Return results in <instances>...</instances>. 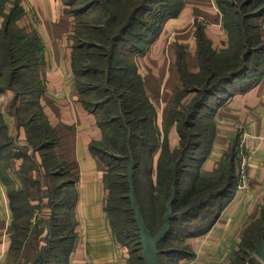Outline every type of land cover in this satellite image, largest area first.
Instances as JSON below:
<instances>
[{"label":"trees","instance_id":"obj_1","mask_svg":"<svg viewBox=\"0 0 264 264\" xmlns=\"http://www.w3.org/2000/svg\"><path fill=\"white\" fill-rule=\"evenodd\" d=\"M216 1L222 13L223 26L228 34V47L217 51L212 48L210 41L203 34H199L197 46L199 71L193 72L187 68L182 53L179 54L177 60L183 85L189 86L190 90L196 92V97L192 101L185 122L188 127H194L199 113L203 112L204 109H209V97L223 92L227 84L233 79L242 77V80H246V84L249 85V83L258 80L264 73V58L252 66L249 64L253 53L262 51L260 48L256 49L254 47V37L259 35L255 27L261 26L263 23L261 18L264 15V0ZM259 1V5L256 6ZM84 2L86 3L83 6L73 11L74 14H82L93 7L99 8V14L93 22L81 21V29L76 30L77 35L75 38L77 41L72 45L71 66L74 78L77 73L82 78H87L84 87H81V89L79 85L77 86L75 80L76 88L80 91V94L85 90H91L96 94L95 101H89L82 95L79 96L83 105L95 113L97 123L101 129V138L92 141L90 149L101 161H103V156L106 155L109 159L117 162L118 167L123 169V172L119 173L120 180L112 181L114 186L111 187L112 194L110 198L115 200L124 198L129 200V195H127L129 189L127 169L130 160L134 159V182L138 204L147 226L152 233H155L157 230L153 231L140 205L138 184L136 183L138 152L149 151L151 155V152L158 145V141L154 136H147L154 128L151 119L155 108L146 94L143 79L137 71L132 56L146 50L148 43L158 35L165 20L176 14L179 0H176V3L174 2L162 12L158 11V13H162V18L157 25L158 27L156 26L157 28L148 25L146 19L142 16L147 11H152L154 3H166V0H85ZM71 3L72 0L68 1V4ZM223 3L226 4V7L222 5ZM15 6L18 7V5ZM251 18H257V23L252 24ZM251 27L255 30V36L254 33L248 31ZM149 28L154 29V31H151L153 33H147L146 30ZM20 31L22 33L19 32L21 34L16 36L8 26L4 29L3 42L0 43V48L4 51L7 61L4 64L0 63V81H5L6 85L3 87L1 85L0 90L5 88L14 90L15 99L20 98L24 106L27 97L34 96L41 90L39 72L43 58L42 45L36 32L25 28H21ZM223 63L229 64L221 68L220 64ZM191 77L194 81L193 85L189 84ZM208 117L211 127L206 136L203 133L199 141L192 143L193 146H190L189 141L187 144L180 141V146L183 148L180 147L176 163H173V159L169 165L168 162L164 163L163 153L160 152L156 168L154 170L151 168L147 175L149 185L145 191L151 198L162 199L161 212L166 211V203L171 197L173 188H176V197L173 202L175 216L171 219L169 233L159 243V247L162 249L159 260L161 254L177 255V260L191 254L189 245H185L184 248L163 247L165 241L175 230V221L178 218H189L188 221L183 223V226H190V224L195 226L193 231L189 229V231L183 232L182 234L185 233V236L190 237L203 233L216 218L222 204L230 198L232 192L236 189L238 182V145L234 144L228 149L223 161L218 164L217 168L212 171L202 169L201 163L207 156L214 131L210 115ZM26 124L28 126L32 124L37 132L36 136L42 139L41 143L39 142L40 145L38 144L40 149H48L53 145L54 140L47 138L48 133L52 132L51 128L46 119L40 114V111L36 110L34 117ZM0 130H4L1 114ZM178 132L179 136L183 138L184 133H180V130ZM4 137L5 139L9 138L6 134ZM104 144H106L108 150L104 148ZM102 145L103 147H101ZM6 148V144L0 142V150ZM191 149L193 150L192 154L189 152ZM50 154L54 157L52 152ZM54 159L56 158L54 157ZM186 160H188V163ZM47 165L50 167V164ZM189 165L197 168L190 178L189 186L182 188L183 176L187 173ZM55 169L47 171L44 176L49 185L52 215L46 226L35 228V236L39 235L45 227L47 233L45 244L35 251L36 256L33 264H47L48 262L51 264H66L75 238L74 220L68 210V204L73 197V195L71 196L73 193L69 190L63 191V188L72 183L75 177L73 175L67 179L57 181L55 178L65 172L55 171ZM206 174L209 177L212 174L216 176L213 179L201 180L203 179L202 175L205 176ZM210 186L213 189L209 192L207 188ZM116 190H120L122 193L116 196L114 195ZM13 191H9V202L13 214L12 226H14L13 223L16 219V211L11 203ZM67 193H71L70 196H67ZM212 201L214 202L212 203ZM215 202L217 206L214 214L198 222L202 209H206L207 206H210L211 203L215 204ZM114 207H108L105 201V210L108 217L109 211L112 212ZM128 209L131 212V208ZM133 220L135 219L133 218ZM22 224L19 228H21L23 236H26L28 231L30 234L32 227H30L29 217ZM110 225L113 230L111 222ZM113 233L116 237L114 230ZM263 238L264 207L261 218L247 227L232 264H241L247 259V255L252 257L253 263L264 264L253 255L255 246ZM13 240L14 237L11 235L10 248H12Z\"/></svg>","mask_w":264,"mask_h":264},{"label":"crops","instance_id":"obj_2","mask_svg":"<svg viewBox=\"0 0 264 264\" xmlns=\"http://www.w3.org/2000/svg\"><path fill=\"white\" fill-rule=\"evenodd\" d=\"M56 1L21 0L25 9L33 7L37 13V21L29 18V30L36 32L42 45L41 90L27 97V106L22 105L20 98L15 99L14 90H0L3 131L15 139L11 156L0 152V264H12L10 234L13 214L9 191L22 189L20 176L24 157L32 159L45 154L31 142L37 132L32 124H26L36 112L31 110L32 107L39 109L56 135L49 152L59 162L73 165L75 180L63 188V191L73 193L68 210L74 220L75 232L66 264H128L129 251L115 237L105 210L103 163L90 149L91 142L101 138V129L95 113L80 100L71 66L72 44L65 45L59 37L61 32L64 34L61 31L64 24L54 25ZM261 20L264 26V15ZM199 34H203L217 51L228 47V34L217 1L179 0L176 14L165 20L146 50L133 55L149 99L154 94H162L163 99L173 100L174 89L181 81L177 65L180 53L190 71H199ZM242 82L230 83L223 92L209 97L214 131L209 151L201 164L203 170H213L223 161L228 149L234 144L240 147L243 139L248 153L249 184L241 191L235 189L232 192L205 232L188 237L191 254L178 258L176 264H232L247 227L262 216L264 73L249 85ZM22 115L26 118L21 122ZM40 164L33 161L29 169V174L39 181L37 187L30 190V202L39 205L37 221L33 223L30 219L34 231L46 226L52 215L49 185L43 178L46 172ZM61 174L57 178L64 175ZM46 233L45 227L39 235L33 236L31 245L34 251L45 244Z\"/></svg>","mask_w":264,"mask_h":264},{"label":"rangeland","instance_id":"obj_3","mask_svg":"<svg viewBox=\"0 0 264 264\" xmlns=\"http://www.w3.org/2000/svg\"><path fill=\"white\" fill-rule=\"evenodd\" d=\"M68 1L71 0H57L54 3V25L60 26L64 24V27L61 31L64 32V34L61 32L60 36L65 45L68 46V44H74L77 39L75 38L77 35L76 30L81 29L80 23L81 21H89L93 22V20L98 16L99 14V8L93 7L90 10L82 13V14H74L73 11L78 9L79 7L83 6L85 0H72L71 4H68ZM224 2L227 0H223ZM222 1V2H223ZM230 1V0H229ZM88 2V1H87ZM176 3V0H166V3H154L152 5V11H147L145 14H143L142 17H144L147 21L148 25H153L152 27L157 28L158 24L161 22V14L158 13V11H163L167 7L171 6L173 3ZM231 3V2H230ZM257 3V2H256ZM260 1L257 3L256 6H258ZM15 5H18L16 7ZM226 7V4H222ZM254 10L256 8H253ZM30 11V14L28 15V12ZM29 16V17H28ZM36 19L37 21V13L36 10L31 7V9H25L23 6V2L21 0H0V43L3 42V35H4V29L8 26L11 32L18 36L22 33L20 29H27L29 30L30 19ZM257 18H251V22L257 23ZM57 23V24H56ZM157 26V27H156ZM257 29V30H256ZM255 30L259 35L255 36ZM255 30L253 27L249 29V33H254V40L255 44L254 47L256 49H261L262 51H256L253 53V55L250 58L249 64L252 66L257 61H260L264 58V26H258L255 27ZM147 33H150L151 31H154L153 28H149L146 30ZM17 32V33H16ZM21 32V33H19ZM153 33V32H151ZM259 37V38H258ZM262 46V47H261ZM73 50V46H72ZM71 50V53H72ZM4 51L0 48V63H6L7 58L4 56ZM133 59V56H132ZM3 64H1L3 66ZM229 64V63H228ZM226 64H220L221 68L224 66L226 67L228 65ZM1 69V66H0ZM77 71V70H76ZM198 72V71H197ZM189 78V76H188ZM1 79V78H0ZM197 79V78H196ZM76 84L79 85L80 89L81 87H84V82L87 80V78H82L79 73L75 76ZM242 77H238L233 79L231 82L227 84V86L230 83L235 82H242ZM180 86L177 89H174L175 92L173 100L171 97V102L168 100L163 99L162 94L160 95H150L151 102L154 105L155 112L153 114V117L151 119V124L154 126L152 129V132L149 133L147 136H154V138L158 141V145L154 151H152L151 155L149 154V151H139L138 152V166H137V174H136V183L138 184V196H139V202L142 206V209L144 213L146 214V217L148 219V222L153 228V231L158 230L160 225L162 224V217L164 212H161L160 204H162V199L157 198H151L148 196V193L145 191V189H148V173L149 170H154L156 168L157 159L160 155V152H162L163 156V162L167 163L169 165L170 161L173 159V163H176L178 152L180 151V141L183 142V144H187L189 141L190 146H193L192 143H196L199 141L203 133L206 136L207 133L210 131L211 122L209 120L208 115H210L209 109H204L203 112L199 113V115L196 117V125L194 127H188L185 122L188 118L189 112H190V106L193 103L192 101L196 97V92L190 90L189 86H184L182 81H179ZM242 83H247L246 80ZM189 84L193 85L194 81L192 80L189 82ZM5 86V81H0V86ZM226 86V87H227ZM78 87V88H79ZM78 90V89H77ZM79 96L82 95L83 97H86L89 101H95L96 94L95 92H92L91 90L83 91V93L78 90ZM173 96V94H172ZM176 97V98H175ZM175 100V102H174ZM171 104H170V103ZM27 106L28 103H25ZM158 106V108H157ZM160 108V109H159ZM101 109V108H100ZM32 111H36L39 109L32 107ZM102 110V109H101ZM29 113V112H28ZM104 115V114H103ZM26 118V115H22L21 122L24 121ZM24 125V124H22ZM106 130V129H105ZM184 133V137L181 138L179 136V132ZM5 133L3 130H0V142L4 145L6 144V149L0 150V152L7 153L6 156L12 155L13 147L15 146V139L9 137L8 139H5ZM53 132L48 133V139H54ZM31 142L36 143L37 146L40 145L42 139H39L37 136H32ZM206 139V138H205ZM48 140V141H49ZM40 142V143H39ZM39 144V145H38ZM103 147V145L101 146ZM104 148H106V144H104ZM183 147H181L182 149ZM40 149V148H39ZM39 149L37 151H39ZM107 149V148H106ZM42 153H45L44 156L25 158L23 165H21V178H22V189L21 191L14 190L12 193V205L13 209H15L16 213V219L13 223L14 226L11 225V234L14 237L12 248H11V258H12V264H33L35 256V251L32 249L31 242L33 240V228H31V232L29 234V231L26 236H23V232L21 231V228L19 226L25 222L26 219L29 217V219L34 221H37V216L39 214V205L32 204L30 202L31 198V188L33 186H36L39 184V181L36 180L32 175L29 174L33 161L36 163L39 161L41 162L40 165H42V168L45 172L50 171L51 169H55V171H63L65 172L62 178H55L57 181H61L62 179H67L70 176H73L72 173V163H68L66 161H62L58 164V160L54 159L52 155L50 154V148L48 149H40ZM108 150V149H107ZM192 149L189 150V152L192 154ZM50 154V155H49ZM61 157V154L58 153ZM38 158V159H37ZM45 158V159H44ZM36 159V161H35ZM238 160V157H237ZM188 163V160H186ZM15 163V162H14ZM103 169L105 173V179H104V185H105V191H106V204L107 206H116L114 207V210L112 209V212L109 211V219L110 222L113 224V230L116 234V238L127 247L129 251V260L128 264H143L144 261L141 257V251H142V243L140 241L139 235H138V229H137V223L134 218V213L129 211L128 208H130L131 202L130 198L129 200L124 199H111V187H113L112 181H118L120 180L119 173L123 172V169L118 167V163L115 162L112 159H109L106 155L103 156ZM38 164V163H37ZM47 164H50L48 167ZM130 164V163H129ZM166 164V165H167ZM238 164V161H237ZM129 167V165H128ZM218 167V165H217ZM215 167V168H217ZM197 168V167H196ZM196 168L189 165L187 173L183 176V180L181 183L182 188H186L190 184V178L193 176V172L196 171ZM214 168V169H215ZM30 169V170H29ZM213 169V170H214ZM128 170V169H127ZM52 171V170H51ZM206 171V170H205ZM212 171V170H209ZM154 172V171H153ZM46 174V173H45ZM45 175H43L44 178ZM203 179L201 180H209L213 179L216 175L212 174L210 177L209 175H202ZM154 177V175H153ZM52 181V180H51ZM129 185V184H128ZM213 187L210 186L207 188V190L210 192L212 191ZM122 193L120 190H116L115 194L116 196L120 195ZM71 193H67V196H70ZM113 195V196H114ZM127 195H129V189L127 192ZM72 196V194H71ZM150 197V198H149ZM127 198V199H128ZM214 201H212L213 203ZM210 204V206H207L206 209H202V214H199L200 219L196 220L198 222L205 220V217H209L210 215L214 214V211L216 210V202L215 204ZM163 213V214H162ZM202 217V218H201ZM189 218H178L175 221V230L173 233L169 236L168 240L165 241L163 244V247H178V248H184L185 245H188V236H185L182 234L183 232L193 231L195 226L193 224L190 226H183V223L188 221ZM13 220V219H12ZM194 220V221H196ZM23 225V224H22ZM182 225V227H181ZM31 227V226H30ZM23 240V242H22ZM22 242V243H21ZM254 257L258 260H260L254 253ZM177 255H160V261L161 264H176ZM261 261V260H260ZM47 264H51L48 262ZM240 264V263H238ZM241 264H255L252 262V257L247 255V259L244 262H241Z\"/></svg>","mask_w":264,"mask_h":264},{"label":"water","instance_id":"obj_4","mask_svg":"<svg viewBox=\"0 0 264 264\" xmlns=\"http://www.w3.org/2000/svg\"><path fill=\"white\" fill-rule=\"evenodd\" d=\"M134 167V159H131L127 172V180L129 184V198L131 202L130 208L134 213V219L136 220L138 229L137 232L142 243L141 257L144 261L143 264H160L159 254L162 249L159 247V243L169 233L171 228V219L175 216L173 202L176 197V188H173L171 197L166 203V211L162 217V225L155 233H152L146 224L138 204L134 182ZM253 253L264 262V238L255 246Z\"/></svg>","mask_w":264,"mask_h":264},{"label":"built area","instance_id":"obj_5","mask_svg":"<svg viewBox=\"0 0 264 264\" xmlns=\"http://www.w3.org/2000/svg\"><path fill=\"white\" fill-rule=\"evenodd\" d=\"M243 139H241L240 147L237 153L238 157V182L236 186L237 191H241L249 184V176L247 172L248 166V153L243 145Z\"/></svg>","mask_w":264,"mask_h":264}]
</instances>
